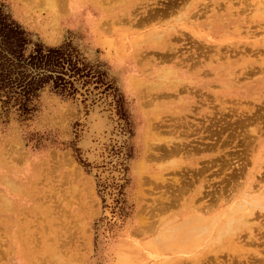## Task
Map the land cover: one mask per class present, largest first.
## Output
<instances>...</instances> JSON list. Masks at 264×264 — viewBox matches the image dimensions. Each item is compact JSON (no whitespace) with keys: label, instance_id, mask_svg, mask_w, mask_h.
I'll use <instances>...</instances> for the list:
<instances>
[{"label":"rangeland","instance_id":"rangeland-1","mask_svg":"<svg viewBox=\"0 0 264 264\" xmlns=\"http://www.w3.org/2000/svg\"><path fill=\"white\" fill-rule=\"evenodd\" d=\"M58 1L0 0L88 73L24 120L0 92V264H264V204L165 232L264 195V0Z\"/></svg>","mask_w":264,"mask_h":264},{"label":"trees","instance_id":"trees-1","mask_svg":"<svg viewBox=\"0 0 264 264\" xmlns=\"http://www.w3.org/2000/svg\"><path fill=\"white\" fill-rule=\"evenodd\" d=\"M27 33L14 21L0 12V92L5 104L13 99L14 107L23 120L34 111L31 102L46 85L60 96H70L74 75L86 77L69 44L45 47L32 44Z\"/></svg>","mask_w":264,"mask_h":264},{"label":"bare ground","instance_id":"bare-ground-1","mask_svg":"<svg viewBox=\"0 0 264 264\" xmlns=\"http://www.w3.org/2000/svg\"><path fill=\"white\" fill-rule=\"evenodd\" d=\"M48 1V0H47ZM57 2H60V1H58V0H56ZM119 4V3H118ZM57 5V4H56ZM59 6V5H58ZM73 8H74V2H73ZM147 39V38H146ZM155 92V91H154ZM170 139V138H169ZM180 147V146H179ZM175 148V147H174ZM152 149V148H151ZM176 152V151H175ZM181 152V151H180ZM172 153H174L173 151H172ZM170 154H171V152H170ZM206 177V176H205ZM161 181H163L162 179H161ZM175 182H177V181H175ZM180 186V185H179ZM11 187V186H10ZM12 189L14 190L15 189V192H16V188H14V187H12ZM251 190H253V189H247L246 191H244L243 193H242V195L240 196V198H239V200L237 201V203H236V201H233V203L235 202L236 204H234V205H231V209H230V213H229V215L227 214H225L226 216H225V218L222 220V218H219L217 215L215 216V217H213L209 222H204L203 221V218H201V217H199V216H187V218H184V220L181 222V223H179V224H177L175 227H173V228H171V230H168V231H165L166 232V234L168 233H170L169 235H171V236H173V234L174 235H177L179 238H180V240L179 241H181V238L183 239V240H187V239H189V238H187V237H189V236H195V237H193V238H195L196 240H198V234H204L205 232V236L207 235L208 236V232L210 231V229L212 228V227H215V226H217L218 228H221V230H222V232L223 231H227L228 230V232H229V230L231 229V225H234V220L233 219H231V218H233L232 216L233 215H235V216H237L238 218H242V217H245V219H246V221H248L247 220V218H246V216H247V214H244L245 213V211H246V208L249 206V208H251L252 209V207L251 206H253L254 208H258V207H261L262 206V204H264V195L261 197V198H263V199H259L258 200V198H257V195H255L257 192L256 191H254V192H252ZM206 191V190H205ZM261 192V191H260ZM263 192V191H262ZM261 192V193H262ZM205 193V192H204ZM264 193V192H263ZM220 195V194H219ZM218 198H221V196L220 197H218ZM256 198H257V200H256ZM5 200V199H4ZM7 201V200H6ZM251 205V206H250ZM257 206V207H256ZM230 207V206H229ZM228 207V208H229ZM197 209V208H196ZM259 209V208H258ZM225 211V210H224ZM199 212V211H198ZM252 214V213H251ZM184 215V214H183ZM195 215V214H194ZM219 215V214H218ZM224 215V214H223ZM222 215V217H224ZM250 215V214H249ZM248 215V216H249ZM221 216V215H220ZM244 219V218H243ZM237 220V219H236ZM243 221V220H242ZM244 222V225L247 223V222ZM236 222V221H235ZM176 223V222H175ZM217 224V225H216ZM248 224V223H247ZM246 224V225H247ZM238 225V224H237ZM240 225V224H239ZM216 228V227H215ZM239 228V227H238ZM236 229V228H235ZM235 231V230H234ZM234 231H231V233L232 232H234ZM164 232V231H163ZM221 232V231H220ZM211 234H212V232H211ZM231 236V235H230ZM174 237V236H173ZM219 235H217L215 238L216 239H218L219 240ZM158 238H160V237H158ZM165 238V237H164ZM171 239V238H170ZM213 239H214V237H213ZM204 240V239H203ZM220 240H221V238H220ZM219 240V241H220ZM176 241V240H175ZM207 242V241H206ZM215 242V241H214ZM172 243L174 244V241H172ZM183 244L185 243L184 241L182 242ZM181 243V244H182ZM163 244L165 245V243L163 242ZM167 245V244H166ZM171 245V244H170ZM205 247V246H204ZM165 248V247H164ZM168 248V247H167ZM169 249V248H168Z\"/></svg>","mask_w":264,"mask_h":264},{"label":"crops","instance_id":"crops-1","mask_svg":"<svg viewBox=\"0 0 264 264\" xmlns=\"http://www.w3.org/2000/svg\"><path fill=\"white\" fill-rule=\"evenodd\" d=\"M36 25H38V23H36Z\"/></svg>","mask_w":264,"mask_h":264}]
</instances>
